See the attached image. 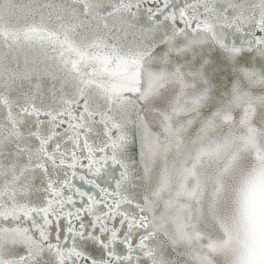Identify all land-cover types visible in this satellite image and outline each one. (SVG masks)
<instances>
[{
  "label": "snow or ice",
  "instance_id": "1",
  "mask_svg": "<svg viewBox=\"0 0 264 264\" xmlns=\"http://www.w3.org/2000/svg\"><path fill=\"white\" fill-rule=\"evenodd\" d=\"M0 264H264V0H0Z\"/></svg>",
  "mask_w": 264,
  "mask_h": 264
}]
</instances>
